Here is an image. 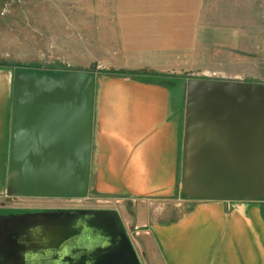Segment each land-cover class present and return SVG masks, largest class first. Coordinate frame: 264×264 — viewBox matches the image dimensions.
<instances>
[{
  "label": "crops",
  "instance_id": "crops-1",
  "mask_svg": "<svg viewBox=\"0 0 264 264\" xmlns=\"http://www.w3.org/2000/svg\"><path fill=\"white\" fill-rule=\"evenodd\" d=\"M246 5L101 0L100 22L84 28L88 61L116 63L93 72L87 198L110 199L105 209L118 212L142 264H264V201L195 200L179 189L184 83L236 81L189 72L214 60L264 63V19L248 27ZM250 5L262 7L261 0ZM14 74L0 69V198L6 201L14 199L4 193ZM154 75L175 83L157 84Z\"/></svg>",
  "mask_w": 264,
  "mask_h": 264
},
{
  "label": "water",
  "instance_id": "water-1",
  "mask_svg": "<svg viewBox=\"0 0 264 264\" xmlns=\"http://www.w3.org/2000/svg\"><path fill=\"white\" fill-rule=\"evenodd\" d=\"M95 77L18 71L12 84L5 195L85 199ZM180 192L195 200L264 201V84L190 79ZM0 264H142L115 209L0 216Z\"/></svg>",
  "mask_w": 264,
  "mask_h": 264
},
{
  "label": "rangeland",
  "instance_id": "rangeland-1",
  "mask_svg": "<svg viewBox=\"0 0 264 264\" xmlns=\"http://www.w3.org/2000/svg\"><path fill=\"white\" fill-rule=\"evenodd\" d=\"M6 3L10 4L9 9L1 15ZM246 3V9L249 10L246 15L249 18L248 27H255L261 22V17L262 20L264 19V13H258L259 10L264 12V0H261V8L252 5L248 7V0ZM100 20L101 0H14L13 2L0 0V65L12 67L11 70L17 66L32 65L41 69L57 67L60 72L93 73L111 70L116 63L88 61L90 56L84 50L85 26L99 23ZM189 75H194L196 78L214 76L264 84L262 83L264 63L206 61L198 63V71H190ZM5 199L6 197L3 196L0 198V207L95 208L93 203L77 199L14 198L11 201Z\"/></svg>",
  "mask_w": 264,
  "mask_h": 264
},
{
  "label": "trees",
  "instance_id": "trees-1",
  "mask_svg": "<svg viewBox=\"0 0 264 264\" xmlns=\"http://www.w3.org/2000/svg\"><path fill=\"white\" fill-rule=\"evenodd\" d=\"M57 67H50V68H46V69H41L38 66H17L13 68L14 73L21 71V72H27V73H37L38 75H47V76H52V77H58V76H62L63 74L67 73V72H60L59 70L56 69ZM0 69H9L11 70L12 67L9 66H3L0 65ZM129 76H134V74H129ZM152 81H154L157 84L160 85H164V86H168L171 85L173 83H175L174 80H169L167 78H163L161 76H157L154 75L152 77H150Z\"/></svg>",
  "mask_w": 264,
  "mask_h": 264
},
{
  "label": "built area",
  "instance_id": "built-area-1",
  "mask_svg": "<svg viewBox=\"0 0 264 264\" xmlns=\"http://www.w3.org/2000/svg\"><path fill=\"white\" fill-rule=\"evenodd\" d=\"M14 0H10V2H13ZM9 3L4 4V7L1 10V15H4L8 9H9ZM11 201V200H10ZM83 201L87 203H93L95 205V208L97 209H105L108 205H110L111 201L110 199H97V198H85Z\"/></svg>",
  "mask_w": 264,
  "mask_h": 264
},
{
  "label": "flooded vegetation",
  "instance_id": "flooded-vegetation-1",
  "mask_svg": "<svg viewBox=\"0 0 264 264\" xmlns=\"http://www.w3.org/2000/svg\"><path fill=\"white\" fill-rule=\"evenodd\" d=\"M44 209L27 207H0V216L39 212Z\"/></svg>",
  "mask_w": 264,
  "mask_h": 264
}]
</instances>
